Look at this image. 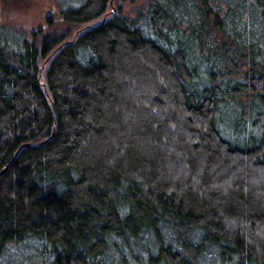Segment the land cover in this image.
<instances>
[{
    "label": "trees",
    "instance_id": "trees-1",
    "mask_svg": "<svg viewBox=\"0 0 264 264\" xmlns=\"http://www.w3.org/2000/svg\"><path fill=\"white\" fill-rule=\"evenodd\" d=\"M57 1L0 29V264H264V0Z\"/></svg>",
    "mask_w": 264,
    "mask_h": 264
},
{
    "label": "rangeland",
    "instance_id": "rangeland-1",
    "mask_svg": "<svg viewBox=\"0 0 264 264\" xmlns=\"http://www.w3.org/2000/svg\"><path fill=\"white\" fill-rule=\"evenodd\" d=\"M60 7L57 0H13L12 5L8 6L0 0V29L18 31L25 34L29 40L32 32L45 31L47 28H50L51 33H58L64 29L60 23ZM229 118L227 112L222 120ZM14 253L15 250L12 249L10 255L13 256Z\"/></svg>",
    "mask_w": 264,
    "mask_h": 264
},
{
    "label": "water",
    "instance_id": "water-1",
    "mask_svg": "<svg viewBox=\"0 0 264 264\" xmlns=\"http://www.w3.org/2000/svg\"><path fill=\"white\" fill-rule=\"evenodd\" d=\"M24 147H27V145H25ZM5 171V168L2 170V172L1 173H3Z\"/></svg>",
    "mask_w": 264,
    "mask_h": 264
}]
</instances>
